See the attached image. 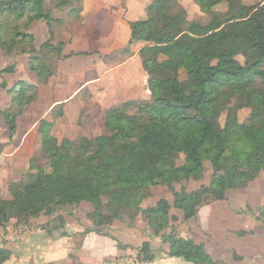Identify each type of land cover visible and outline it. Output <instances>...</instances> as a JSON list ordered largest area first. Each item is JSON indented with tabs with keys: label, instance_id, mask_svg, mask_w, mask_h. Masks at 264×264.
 <instances>
[{
	"label": "trees",
	"instance_id": "1",
	"mask_svg": "<svg viewBox=\"0 0 264 264\" xmlns=\"http://www.w3.org/2000/svg\"><path fill=\"white\" fill-rule=\"evenodd\" d=\"M55 1L56 7L73 5L69 16L82 9V0ZM194 1L202 12L211 13L209 22L188 20L177 0H151L146 18L130 24L131 39L147 43L140 49L150 91L147 99L127 100L107 109L103 132L96 136L58 141L51 133L53 122L40 121V149L34 155L39 164L34 173L21 178L10 199L0 198L1 227L13 218L17 224H28L41 213L88 203L92 229L101 233L100 226L121 219L125 209L139 210L150 187L200 179L208 163L212 171L208 185L184 193L174 204L188 219L204 197L225 199L227 189L260 174L264 169V4L242 17L239 9L234 11L237 0ZM223 2L230 4L225 13L212 11ZM37 20H51L44 0H0V49L12 56L27 54L30 70L39 83H45L51 71L45 70L34 35L27 31ZM49 33L42 44L45 48L52 46L50 29ZM54 49L60 52L59 46ZM237 55L244 57L243 63ZM13 69L11 65L3 72ZM180 70L187 75L184 84ZM37 90L36 84L22 81L8 88L11 104L0 116L10 137ZM243 108L250 111L240 122L238 112ZM219 113L224 114L222 125L216 119ZM180 155L185 162L177 164ZM169 210L162 198L143 212L158 232L168 226ZM257 218L264 226V210ZM161 237L169 245V256L216 264L204 246L190 238L173 233ZM149 251L150 245L143 243L138 258L151 260ZM11 253L0 247V264Z\"/></svg>",
	"mask_w": 264,
	"mask_h": 264
},
{
	"label": "crops",
	"instance_id": "2",
	"mask_svg": "<svg viewBox=\"0 0 264 264\" xmlns=\"http://www.w3.org/2000/svg\"><path fill=\"white\" fill-rule=\"evenodd\" d=\"M150 2L82 0L81 11L73 16H69L73 5H62L51 8L50 21L32 22L28 30L34 35L37 54L45 70L51 71L45 83H39L37 74L30 70L27 54L5 55L0 69L11 65L14 69L0 72V111L9 108L7 90L19 81L36 84L38 90L36 99L17 118L12 137L0 116V198H11L27 161L40 149L41 120L53 122L51 133L58 141L96 136L102 133L107 109L150 96L140 55L147 43L131 39L130 27L146 18ZM49 29L52 46L45 48L42 44L50 37ZM90 209L41 213L22 227L11 219L7 227L0 226V247L12 252L1 264H105L115 257L135 254L145 241L152 255L148 264H194L167 255L169 245L160 236L149 237L147 233L144 238L143 234L114 231L113 227L107 234L93 230L87 216ZM178 230L179 237L203 245L216 264H264V226L249 214L199 208L193 221L179 223Z\"/></svg>",
	"mask_w": 264,
	"mask_h": 264
},
{
	"label": "rangeland",
	"instance_id": "3",
	"mask_svg": "<svg viewBox=\"0 0 264 264\" xmlns=\"http://www.w3.org/2000/svg\"><path fill=\"white\" fill-rule=\"evenodd\" d=\"M177 1H178V4L185 9L188 20H195V21H198L200 23H207L210 21L211 16H212L211 13L202 12L194 0H177ZM44 2H45L46 7L49 9V11L51 10L52 7H56L55 6V2H56L55 0L54 1L53 0H44ZM261 3L264 4V1L262 2L261 0H237L234 3V6H235L234 11L239 9L240 15L242 17H245L250 13V11L255 9ZM75 4H76V7L81 5V4H79V1L75 2ZM229 8H230V4L227 2H223L217 6H214L212 8V11L225 13ZM27 31L29 32L28 29H27ZM51 39H52V37H51ZM5 55L12 56V55L7 54L6 52H4L0 49V66L5 62V60H4L6 57ZM236 58L240 63L244 62V57L242 55H237ZM0 72H3V70L0 69ZM179 80L181 82H183V84L187 82V75L185 74L184 71L180 72ZM1 84H3V83H1ZM1 84H0V86H1ZM4 95L6 96V94H4ZM118 100H120V98ZM249 111L250 110L247 108L241 109L238 112V120L240 122L245 120L249 114ZM216 119L218 120L220 125H222L224 122V114L219 113L216 116ZM100 130H101V132H103V128H101ZM25 156H28V154H26ZM184 160H185V158L182 155H180L176 162H177V164H181V163L185 162ZM27 162H28L26 165L27 169L25 170L23 177H25L28 173H34L36 171L37 165L39 164L38 158L34 159V157L31 158ZM211 174H212L211 168L209 167L208 163H206L203 177L200 179H197V180L190 179V180H181L178 182H172V185L170 187H168L167 185H157V186L150 187L147 190V194H146L145 198L142 200V202L139 206L140 207L139 210L129 211V209H125L122 213L121 219H115L110 224L105 223V224L101 225L100 226L101 231L108 233L109 230H111L109 227H113L112 230H114V231H121L122 230V231L126 232L127 234L132 233L133 235H136V236L137 235L142 236V234H143L144 238L146 237L147 233H148L149 237H151V236H160L161 237V235L167 234V233H173L174 235L179 237V235H178L179 223H181L183 221H188V220L193 221V219L197 215L199 208H201V209H213V210H217L219 212H225L226 210L227 211L233 210L235 214H242V213L249 214L252 217H254L256 220L261 222V220H259L254 215L256 214V216H258L259 212L261 210H264V201H260V198L264 199V169L260 172V174L253 181H251L247 184H239L233 188L227 189L225 192V195H226L225 199L215 200V199H211V198L207 199V197H204L205 200L200 205L196 206L195 215L191 218L185 219L183 216L182 210L174 205L175 202L184 193H186V192L190 193L192 191L199 190L201 188V186H204V185L207 186L209 181H210ZM29 178L30 177H28V179ZM162 198L165 199L170 206V210L168 213L169 221H168L167 227H165L162 230L157 232L153 226H150L149 219L145 217V214L143 211H145L147 208H151V207L155 206L156 202ZM90 207L92 209L91 204H89V206H88L87 203L86 204L80 203V204H78L76 206H72V207H60L57 210H58V212H67L69 210H76V211L84 212L85 209L87 211V209H89ZM91 211L88 213L87 216H88V218H90L92 220V223H93L92 216L90 215ZM29 223H30V220L28 221V224ZM261 224H262V222H261ZM18 225H19V227L20 226L22 227L26 224H18ZM117 225H118V227H116ZM145 226H146L147 231L144 230ZM262 226H263V224H262ZM5 227H7V226H5ZM93 227H94V224H93ZM143 227H144V229H143ZM135 229L138 230V232ZM10 234L16 235L17 233L10 231ZM145 242L148 243V241H145ZM145 242H143V243H145ZM143 243H141V245ZM137 254H138V251L135 254L119 256V257H115L114 259L125 258V257H130V256H137ZM105 264H108V263H105Z\"/></svg>",
	"mask_w": 264,
	"mask_h": 264
},
{
	"label": "built area",
	"instance_id": "4",
	"mask_svg": "<svg viewBox=\"0 0 264 264\" xmlns=\"http://www.w3.org/2000/svg\"><path fill=\"white\" fill-rule=\"evenodd\" d=\"M146 93L150 95V91L146 88ZM108 264H148L147 260H142L137 256H130L125 258L112 259L107 262Z\"/></svg>",
	"mask_w": 264,
	"mask_h": 264
}]
</instances>
